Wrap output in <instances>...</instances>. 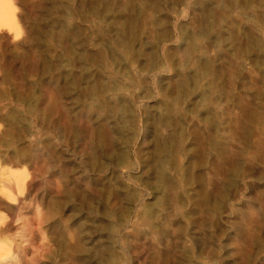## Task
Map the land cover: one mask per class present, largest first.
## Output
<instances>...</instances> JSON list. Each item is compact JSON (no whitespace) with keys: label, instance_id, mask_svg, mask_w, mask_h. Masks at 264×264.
<instances>
[{"label":"rangeland","instance_id":"374dc122","mask_svg":"<svg viewBox=\"0 0 264 264\" xmlns=\"http://www.w3.org/2000/svg\"><path fill=\"white\" fill-rule=\"evenodd\" d=\"M0 21V264H264V0Z\"/></svg>","mask_w":264,"mask_h":264},{"label":"bare ground","instance_id":"6f19581e","mask_svg":"<svg viewBox=\"0 0 264 264\" xmlns=\"http://www.w3.org/2000/svg\"><path fill=\"white\" fill-rule=\"evenodd\" d=\"M1 22V21H0ZM13 23V22H12ZM12 23L10 25H12ZM124 27V26H123ZM124 35V34H123ZM124 46H126V44H123L122 47L124 48ZM108 119V117L106 118ZM112 120V119H111ZM112 122H114V120H112ZM80 249V248H79ZM114 257L113 256H110V260L111 261ZM164 264V263H163Z\"/></svg>","mask_w":264,"mask_h":264}]
</instances>
